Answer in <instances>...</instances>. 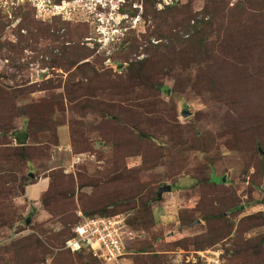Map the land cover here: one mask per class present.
I'll use <instances>...</instances> for the list:
<instances>
[{"label": "rangeland", "instance_id": "obj_1", "mask_svg": "<svg viewBox=\"0 0 264 264\" xmlns=\"http://www.w3.org/2000/svg\"><path fill=\"white\" fill-rule=\"evenodd\" d=\"M209 2L0 0V150L17 149L14 134L23 131L29 154L24 164L0 159V264L36 262L3 254L20 238L42 239L38 225L60 233L62 218L76 224L80 214L100 215L150 191L153 222L124 236L147 252L119 264H264V252H250L264 239V149L251 144L253 134L264 137V6L247 11L242 26L227 20L232 47H216L214 27L206 36L210 52L194 60L184 49L160 60L144 52L155 51L160 35H182L187 23L210 19ZM223 2L230 10L245 0ZM134 43L142 44L137 60L146 64L129 75L136 55L126 49ZM78 49L84 57L71 66ZM239 53L248 58V75L234 86L214 82L208 69ZM88 102L113 108L115 125ZM164 186L172 192L158 201ZM44 200L61 215L51 219ZM119 210L127 222L137 217ZM218 213L224 220H211Z\"/></svg>", "mask_w": 264, "mask_h": 264}, {"label": "trees", "instance_id": "obj_2", "mask_svg": "<svg viewBox=\"0 0 264 264\" xmlns=\"http://www.w3.org/2000/svg\"><path fill=\"white\" fill-rule=\"evenodd\" d=\"M224 0H210L208 4L207 15H210V19L203 18L193 20V23H187V27L185 28L184 34L180 35L179 33L175 32L171 36H163L158 37V43L155 45H151V47L154 48L155 51L150 52L147 48L145 53H151L153 58H157L156 60H160L162 56H167L168 54L174 53L177 49H184L189 57H191L193 60L197 58L202 53L210 52L208 50V45H211V43L207 40L206 36L212 34L211 30L212 28H217L218 32V40L216 42L217 48H228L232 47V44L234 43V38L232 31L234 30L233 27H231L230 23H226L229 19L233 25L235 26H242L243 20L249 16V12H256L257 7H259L258 11H262V7L264 6V0H245V2H240V5L235 6L234 8L227 10V7L225 6ZM249 11V12H247ZM250 29L251 26H249ZM249 30V29H248ZM171 32V31H170ZM163 39L165 40L163 43ZM149 41V40H148ZM148 44H151L150 41L147 42ZM208 44V45H207ZM142 46L141 43H134L131 46H129L126 50L128 51V54H135L136 56L134 59L130 60L129 66H128V74L129 75H135L137 73H142L144 70V65L146 64V61H139L137 58L140 56L139 48ZM148 47V46H147ZM150 47V46H149ZM86 50V49H85ZM67 52L64 53L66 55ZM76 54V60H71V66L76 65L81 62L80 59H83V51L78 49L75 51ZM215 57V56H213ZM248 58L245 55H240L239 53V59L238 57L231 58V60H228L226 62H223L221 65H215L218 66L216 69L215 66L208 69V72L212 73V76L214 78V82H220L224 83V80H227L228 84L230 86H234L238 83V77H246L248 75V69L242 65H245L247 63ZM217 62V60H216ZM226 83V82H225ZM159 88H161L159 86ZM247 93V92H246ZM261 103L258 104V106ZM88 106L92 107V109H98L101 110L102 115H104V121L106 124H112L115 125L116 119L114 117V112L110 107H103L101 105H94L93 102H88ZM259 114L264 115V103L261 105ZM110 127V126H108ZM113 128V127H112ZM134 129V128H133ZM129 124H124V131H134ZM132 130V131H131ZM135 134V133H134ZM7 135V134H5ZM113 134H108L107 137H110ZM131 135V134H126ZM251 144L252 146H256L254 149H258L259 147L264 149V137H258L259 134H253ZM139 136H141L139 134ZM26 137L27 134H25L23 131L16 132L14 134V138L17 141V144L19 147L15 150H0V159L4 161L5 163H15L16 165L18 163L24 164L26 161H29V154L26 153L27 149L24 148L26 144ZM147 140H149V137H146ZM258 138V139H257ZM260 151V150H259ZM264 151V150H263ZM14 152V153H13ZM10 153V154H8ZM261 162L264 164V155L261 157ZM33 175H30L29 180H33ZM199 183H203L202 181L198 180ZM50 190H48L47 193H49ZM141 192L137 198H131L128 200L123 201L120 204H114L110 205L106 208L101 209L100 215L96 213L91 212H85L83 216L84 218H97V217H104V218H111L116 215H120L121 212H119L120 208L126 209L125 211H132L136 212L137 217L130 222H127L126 220V226L129 232L132 234L136 232L132 229H144L149 224L153 222V216H152V206L151 202L155 200V194L153 191L150 192ZM158 200V194L156 196ZM163 198V197H162ZM161 198V200H162ZM160 200V201H161ZM159 201V200H158ZM43 207L45 208V212L50 216L52 219L53 217H58L61 214L53 210V205L51 203H48L46 200L43 201ZM110 208H116L114 212L111 213V215L106 216L108 212L110 211ZM9 210V209H8ZM238 211L240 208H236L233 211ZM223 213H218L216 216L214 215L211 220H224ZM7 214H5L3 223H10V220H8ZM49 218V219H50ZM67 219H60L59 221L63 222L64 229L60 231V233H54L50 231H46L42 226H37V234L40 237H43L40 239L35 234H31L25 238H20L14 242L11 243L8 249H5V252L7 253L8 257H6L4 254L3 256L7 259H10V261L14 260L16 262L20 261H28L31 259L36 260L34 264H45V259L48 255L56 256L54 259V264H101L96 258L93 257L92 253L88 250H81L77 253H71L70 251L60 253L53 252L54 248H63L65 245V242L71 239L74 236V227L79 224L82 221V218L78 220L72 225H69ZM254 218L249 219H243L241 220L239 224V228L246 225L249 222H252ZM23 224L30 226L31 221L29 219L23 220ZM69 225V227H67ZM130 227H135L130 229ZM233 226L230 228L232 229ZM230 236H221V237H214L209 244L210 246L222 241L224 238H228ZM63 237V238H61ZM208 238V237H206ZM137 244V243H136ZM249 241L246 242V246H248ZM234 245H238V243H234ZM126 253L129 254V256L132 255H141L143 252H147L146 248L139 250H135L134 248L130 247V243L126 242ZM264 252V239L260 241L259 244L251 245L250 252L255 255V257L261 256L259 253ZM244 252V251H243ZM246 253H249L248 251ZM245 254V252L243 253ZM2 257L1 249H0V258ZM74 257H77L75 259ZM7 259L5 261L7 262ZM12 259V260H11ZM13 262V261H12ZM15 263V262H14ZM20 264V263H19Z\"/></svg>", "mask_w": 264, "mask_h": 264}, {"label": "built area", "instance_id": "obj_3", "mask_svg": "<svg viewBox=\"0 0 264 264\" xmlns=\"http://www.w3.org/2000/svg\"><path fill=\"white\" fill-rule=\"evenodd\" d=\"M80 217L82 221L74 227V236L65 242L64 250L71 253L88 250L101 264H119L128 255L124 236L127 232L132 234L127 231L124 215L90 219L80 214Z\"/></svg>", "mask_w": 264, "mask_h": 264}, {"label": "water", "instance_id": "obj_4", "mask_svg": "<svg viewBox=\"0 0 264 264\" xmlns=\"http://www.w3.org/2000/svg\"><path fill=\"white\" fill-rule=\"evenodd\" d=\"M260 154H264V152L260 150ZM224 181L225 179H223V182ZM167 192H172L171 186H164L158 191V200L160 201L162 198V195Z\"/></svg>", "mask_w": 264, "mask_h": 264}]
</instances>
